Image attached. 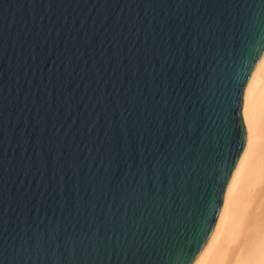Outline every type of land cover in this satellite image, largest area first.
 Instances as JSON below:
<instances>
[{
    "label": "water",
    "instance_id": "95a60500",
    "mask_svg": "<svg viewBox=\"0 0 264 264\" xmlns=\"http://www.w3.org/2000/svg\"><path fill=\"white\" fill-rule=\"evenodd\" d=\"M263 53L264 0H0V264H195Z\"/></svg>",
    "mask_w": 264,
    "mask_h": 264
},
{
    "label": "bare ground",
    "instance_id": "6f19581e",
    "mask_svg": "<svg viewBox=\"0 0 264 264\" xmlns=\"http://www.w3.org/2000/svg\"><path fill=\"white\" fill-rule=\"evenodd\" d=\"M241 120L245 150L195 264H264V53L246 85Z\"/></svg>",
    "mask_w": 264,
    "mask_h": 264
}]
</instances>
